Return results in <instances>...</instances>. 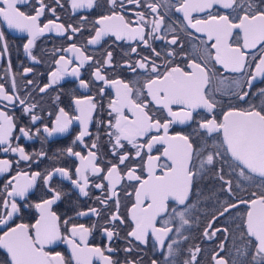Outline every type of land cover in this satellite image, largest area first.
<instances>
[{
    "label": "snow or ice",
    "instance_id": "obj_1",
    "mask_svg": "<svg viewBox=\"0 0 264 264\" xmlns=\"http://www.w3.org/2000/svg\"><path fill=\"white\" fill-rule=\"evenodd\" d=\"M54 3L56 6L51 7L45 0H35L34 4L32 0H0V20L6 23L7 28L28 34L23 47L35 63L41 62L32 53L39 37L54 32L74 41L82 31L79 25L58 23L57 7L63 8L64 5L61 0H54ZM70 5L73 14L78 10L90 11L101 7L98 0H70ZM128 5L135 6L130 10L135 19L127 17ZM106 6L107 14L99 15L92 22V34L84 45L72 42L57 50L64 54L53 61L54 67L48 73L47 82L37 85L36 89L39 93H47L67 75L79 78L81 69L87 64L93 69L92 81L79 79V86L88 89L91 83H99L97 94L100 97L105 96L106 88L115 92V97L107 104L108 118H100L105 109L93 95L74 98L76 114L64 107H58L55 114L48 113L50 117L54 115V119L51 126L42 124V131L46 134L42 140L46 142L48 137L68 133L77 123L79 131L72 144L79 142L84 151H74L73 147L63 150L78 161L74 170L55 166L43 172L17 169L6 179L4 191L0 192V226L4 229L0 233V249L6 250V264H120L114 259L118 249L112 247V241L114 238L122 239L118 228L126 224L129 230L123 239L127 240L128 246L123 248L126 254L123 264H142V260L136 258L138 246L148 245L150 235L156 242L153 247L166 252V264H175L172 258L179 248L174 246L180 244L175 237L188 239L182 230L189 224L186 214L195 207L188 203V199L194 179L204 172L206 166L227 156L232 162L230 166L238 169L239 175L245 179H251L252 174L264 178V99L256 104L250 96L251 93L264 97V88L252 92L254 82L264 80V7L259 6L256 0H177L175 5H170V0H106ZM162 7H171L182 13L192 29L206 36V41L201 42L205 46L194 50L193 55L198 59L184 55V45L178 35L167 38L166 34L174 33L175 29L165 24ZM29 8L31 11L27 10ZM140 8L145 11L136 10ZM46 9L55 19L41 24ZM193 13L205 15L193 19ZM86 20L87 17L80 18L81 23ZM109 36L116 41H136L151 53V56L141 55L137 47H131V52L136 53L139 59L125 62L132 72L142 71V80L110 79L107 69L115 67L112 52L105 50L103 59L98 60L85 51L87 46L101 45ZM157 40L174 46L166 52L162 64L157 63L161 57V52L154 46ZM0 42H3L2 57L8 51L2 30ZM177 56L185 59L183 66L175 63ZM216 65L223 72L241 74L240 78L222 76ZM10 69L9 59L6 73ZM32 72L33 68L26 67L21 75ZM213 81L215 84L209 88ZM26 84L33 85L34 81L29 79ZM215 93L230 97L226 110ZM59 98V95L55 97L56 100ZM17 105L29 116L32 124L42 120L36 111L39 103L30 90L25 89L21 96L16 76L12 75L9 88L0 83V152L17 154L18 159H0V174L12 173L13 165L18 166L21 162H26L30 168L31 164L38 165L40 159L48 156L43 149L29 152L18 143L21 137L31 140L40 136L41 127L34 131L30 127H18L15 117L8 111ZM217 116L222 119L218 120ZM93 123L95 132L90 127ZM191 123L196 124L194 134L202 132L216 141L212 151L194 147L189 134L170 133L173 125ZM17 132L20 135H14ZM101 132L107 137L113 159H106L101 154ZM90 137V142H86ZM157 145L163 146L162 152ZM154 149L159 154L153 155ZM162 158L165 163H160ZM222 172L220 169L216 175L231 192L232 181L224 180ZM56 176L70 181L83 197H89L90 189L99 190L101 194L95 200L102 207H90L76 215L99 217L102 212H107L106 223L101 227L108 242L104 247L89 244L96 225L72 222V217L62 221L53 210V206L67 194L52 184ZM38 182L42 190L33 201L32 197L37 196ZM128 188L132 191L129 192ZM121 192L125 197L133 198L131 206H125L126 214L121 213ZM252 196L254 198L250 200L239 201L248 206L241 218L244 230L240 233L242 240L247 239L245 247L237 249V252L246 255L247 245H252L255 252L252 261L264 264V192L259 195L253 193ZM24 209L36 210L38 218L34 223L16 222L23 219ZM227 211L228 207L220 215ZM215 219L203 232L204 238L211 241L221 231L225 236L217 245L218 250L212 253L211 264H229V260L220 255L225 251L228 229L208 231ZM176 220L179 225L174 231ZM109 224L111 228L107 227ZM58 243L68 245L70 257L54 251L53 246ZM233 243L235 246V241ZM188 251L190 258L183 264H197L202 251L199 245ZM151 264H158V261L153 259ZM231 264L241 262L233 259Z\"/></svg>",
    "mask_w": 264,
    "mask_h": 264
},
{
    "label": "flooded vegetation",
    "instance_id": "obj_2",
    "mask_svg": "<svg viewBox=\"0 0 264 264\" xmlns=\"http://www.w3.org/2000/svg\"><path fill=\"white\" fill-rule=\"evenodd\" d=\"M33 4L35 0H32ZM64 7H57V14L60 19L58 23H64L65 25L72 24L73 26H81L82 31L78 33L74 41H69L65 36L57 35L56 33H45L43 36L39 37L36 41L35 47L32 49L33 55L40 60V63H35L31 57L24 51V44L27 43L28 34L21 33L14 29L7 28L6 23L0 20V30L4 31L5 41L8 43V51L0 57V83H4L6 88H9L10 79L12 75L16 76L18 91L21 96L25 94V89L31 91L32 97L39 103L40 107L37 108V113L42 117L41 121H37L36 124H32L29 116L24 114L21 111V106L17 105L14 110L9 109V114L13 115L16 119L17 126H26L35 130L36 127H41V135L36 136L33 139L29 140L27 138L21 137L18 143L21 146H24L26 151L29 152H39L41 149L48 153V156L40 159L39 164H31V167H28L26 162H21L18 166L13 165L12 173L0 174V192L4 191V183L6 179L15 173L17 169L24 171H44L46 168L51 169L52 167H66L70 170H74L77 166L78 161L76 158L68 156L63 150L67 147H73L74 151H84L82 145L77 142L75 145L72 144L75 135L79 131V125L74 123L72 128L68 133L57 134L52 137H48L46 142L42 140V137H45L46 134L42 131V124H48L51 126V122L54 119L53 116H48V113H56L58 107H64L66 111L70 113H75V105L73 100L76 97H84L88 95L96 96L98 100L101 101L104 106L105 111L100 115L101 119H107V104L109 99L115 97V92L112 89L106 88V93L104 97H100L97 94V89L100 87L99 83H91L88 89H83L79 86V79H84L86 81H92V71L93 69L87 64L81 69L80 77H74L67 75L63 80L60 81L54 89H50L47 93H39L36 89V86H42L47 82L48 73L53 69V61L58 58L59 55L64 54L58 49L67 47L68 44L75 42L78 46L84 45L86 38L92 34L93 21L101 14H107L106 0H98L101 7L93 10H78L73 14L71 10L70 0H61ZM45 3L51 7H55L54 0H45ZM256 3L259 6L264 7V0H256ZM177 4V0H170V5ZM134 5H128L129 10L126 11V15L130 19H135L132 14L131 9H134ZM24 10V9H22ZM31 11V9H27ZM137 11H145V9L140 8L136 9ZM147 14V13H146ZM161 14L165 15V24L171 25L175 29L174 33H168L167 38L170 39L171 35H178L180 41L183 43V53L189 59H198L197 56H194L195 48H202L205 45L202 44V41H206V36L203 33H197L195 29H192L187 21L184 19L182 13L175 12L174 8L165 9L161 8ZM204 13H193V19L203 18ZM87 17V20L81 23V17ZM48 19H55L51 13L45 10V16L41 18V24L47 22ZM235 36V33H234ZM3 42H0V50H2ZM154 46L158 51L161 52V57L157 60V63H163L165 59V54L167 51H171L174 46L168 45L166 41L157 40L154 42ZM210 46V45H208ZM131 47H137V51L141 55L151 56V53L140 46L136 41H116L114 37H106L105 40L99 46H87L85 51L93 55L96 59L102 60L105 50L111 51L113 54V64L114 68H108L107 72L109 78H119L128 82H135L137 79H143L144 74L141 70H138L136 73L132 72L125 65L126 61H135L139 59V56L136 53L131 52ZM253 52L255 50H252ZM214 52V50H213ZM127 53V55H125ZM71 56V54H68ZM11 61V69L6 73L8 69V60ZM171 59V58H170ZM175 63H179L182 66L186 63L185 59L181 56L174 58ZM74 66V65H73ZM26 67L33 68V72L28 75H21L23 69ZM218 73L222 76L229 77L232 79H239L241 74L238 73H229L223 72V69L219 65L215 66ZM32 79L34 81L33 85H27L26 81ZM215 84L209 85V88H212ZM259 88H264V80L258 79L253 84L252 92L255 93ZM59 95V100H56L55 97ZM216 98L222 100L224 110L227 108V103L230 97L222 96L219 93H215ZM251 100L253 103L259 104L264 97L259 95H252L250 93ZM234 100V98H231ZM152 107L151 105L149 106ZM99 112V107L98 110ZM219 111V109H218ZM195 115V114H194ZM95 119V117H94ZM217 119H222L221 116H217ZM93 132L96 131V125L90 126ZM196 128L195 123L191 124H176L173 125L170 129V133L183 132L184 134H189L192 139L194 147H205L207 151L213 150V145L216 141L212 137H206L201 132L199 135L193 133V129ZM14 135H20L19 132ZM92 138H86V142H90ZM100 144L102 146V155L106 159H113L109 151L110 145L107 143V137L101 132ZM157 149L161 152L163 150L162 145H157ZM222 151V150H221ZM159 154L156 149L153 151V155ZM0 159H9L17 160L18 155L13 153H3L0 152ZM166 161L162 158L160 163H165ZM230 157H221L213 165L206 166L204 172L197 176L194 179L192 191L188 199L189 204L195 205L191 208L186 214V218L189 219V224L185 226L182 230L183 236H187L188 239L184 240L181 237H175L180 240L178 246V253L172 258L175 261V264H183V262L189 259V249L194 248L196 245H199L201 248V253L197 257V264H211V255L214 251H217V245L221 240L224 239L225 233L223 231L218 232L215 239L209 241L204 238L203 232L208 227L210 221H213V218L216 219L212 223V226L208 231L211 233L212 230L220 228L228 229V239L224 241L225 251L221 252L220 255L224 256L229 260V264L233 259H237L241 264H254L252 261V256L255 254L254 247L252 245H247V254H238L237 249L245 247L246 237L244 240L240 238V233L244 230V225L242 222V217L248 210V206L245 204L239 203L240 200H250L254 198L253 193L257 195L264 192V178L252 174L251 179H245L239 175L238 169H234ZM223 169L221 173L224 175V180H231V192L227 191V185L224 181L220 180L216 173L218 170ZM146 176V173H145ZM52 184L61 189L64 193H67L62 197V200L59 201L56 205L53 206V210L61 216V220L72 217V222L84 223L86 226L96 225V229L93 232L92 236L89 238V244L93 246L104 247L108 242L107 238L103 235L101 227L106 223L107 212H102L99 217L96 216H86L79 217L76 215L78 211H86L90 207L101 208L102 206L96 202L95 197L99 196L101 193L99 190L90 189L89 197H83L79 194L78 190L71 185L70 181L67 179L60 178L56 176L53 178ZM42 186L37 184V196L32 197L33 201L37 199ZM129 192L132 191L131 188L127 189ZM121 197V213L126 214V207L131 206L133 198L125 197L124 192L120 193ZM231 204H237L236 208H229L227 212H224V215L220 213ZM171 207V205H170ZM182 207V206H180ZM109 210H111V204L109 205ZM23 219L17 220V223H34L35 218H38V213L35 209H24L22 213ZM159 224V222H158ZM179 221H174V231L175 227H178ZM237 225L240 227L238 228ZM107 227L111 228L109 224ZM3 227L0 226V233L3 232ZM63 231V227L61 229ZM129 230L128 224L120 226L118 228L119 235L122 239H113L112 247L118 249L114 255V259L119 260L120 264H123L126 254L123 252V248L128 246L127 240L123 239L126 237V233ZM235 241V246L234 242ZM170 241H166L168 243ZM156 244L153 237L149 236L148 245H139V251L136 258L142 260V264H151L153 259L158 261V264H166L164 257L166 252H162L158 247L154 248L153 245ZM54 251L61 252L66 258L70 257V249L68 245L63 243H58L53 246ZM8 256L6 250L0 249V264H6Z\"/></svg>",
    "mask_w": 264,
    "mask_h": 264
},
{
    "label": "water",
    "instance_id": "obj_3",
    "mask_svg": "<svg viewBox=\"0 0 264 264\" xmlns=\"http://www.w3.org/2000/svg\"><path fill=\"white\" fill-rule=\"evenodd\" d=\"M229 208H231V207H228V209H229ZM223 211H224V210H223ZM223 211H222V212H223Z\"/></svg>",
    "mask_w": 264,
    "mask_h": 264
}]
</instances>
